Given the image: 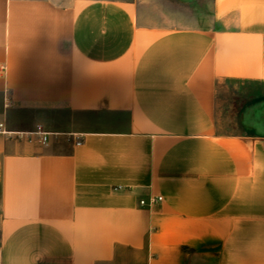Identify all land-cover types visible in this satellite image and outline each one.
I'll use <instances>...</instances> for the list:
<instances>
[{
  "label": "crops",
  "instance_id": "1",
  "mask_svg": "<svg viewBox=\"0 0 264 264\" xmlns=\"http://www.w3.org/2000/svg\"><path fill=\"white\" fill-rule=\"evenodd\" d=\"M228 81L264 84V0H0V122L51 133L0 134V264H264V97L222 133Z\"/></svg>",
  "mask_w": 264,
  "mask_h": 264
},
{
  "label": "rangeland",
  "instance_id": "2",
  "mask_svg": "<svg viewBox=\"0 0 264 264\" xmlns=\"http://www.w3.org/2000/svg\"><path fill=\"white\" fill-rule=\"evenodd\" d=\"M210 4L211 0H201ZM175 8H173L174 10ZM170 15V13L168 14ZM264 97V84H250L228 81L220 89L218 97V112L220 113V132H236L235 115L241 106L245 107L255 100Z\"/></svg>",
  "mask_w": 264,
  "mask_h": 264
},
{
  "label": "built area",
  "instance_id": "3",
  "mask_svg": "<svg viewBox=\"0 0 264 264\" xmlns=\"http://www.w3.org/2000/svg\"><path fill=\"white\" fill-rule=\"evenodd\" d=\"M0 134L17 135L20 139H26L30 142H38L42 145H47L50 142L51 133L47 132L42 126H37L35 131L27 133H12L9 132L5 123L0 122ZM81 143L79 142L78 145ZM163 198H150L147 200H141L140 205L142 207H150L158 202H161Z\"/></svg>",
  "mask_w": 264,
  "mask_h": 264
}]
</instances>
